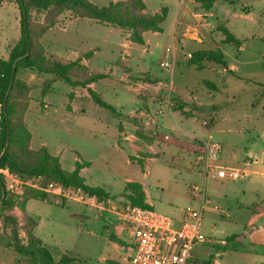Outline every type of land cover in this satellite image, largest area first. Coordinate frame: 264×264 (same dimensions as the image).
<instances>
[{
    "label": "rangeland",
    "instance_id": "rangeland-1",
    "mask_svg": "<svg viewBox=\"0 0 264 264\" xmlns=\"http://www.w3.org/2000/svg\"><path fill=\"white\" fill-rule=\"evenodd\" d=\"M89 1L99 7L112 2ZM242 1L244 4L235 6L218 2L212 9L213 16L198 9L197 13L201 16L194 17L190 13L197 6L194 0H146L149 13L153 14L155 10L164 7L168 12L162 25L163 31L145 33L144 45L133 42L126 30L88 19L74 20L70 13L63 15L58 25L49 29L41 39L46 52L58 61L74 59L76 55L83 57L91 52L92 56L87 62L93 72L109 73L113 69V75L96 83L94 90L102 100L116 108L118 115L98 106L91 97L76 100L74 112L67 110L73 88L57 80L52 84L53 92L48 95L46 107L40 104L39 91L31 92L32 101L25 116L32 134L31 148L38 150L46 147L51 154L60 158L66 171L74 170L79 159L90 163L81 176L87 179L90 186L103 188L116 203L124 207L127 205L126 199H123L126 181L141 182L156 212L179 216V208H185L189 202L181 197L182 193L178 189L182 186L180 190L185 192L186 185L179 181L180 175L170 166L168 154L172 152L167 150L166 156L161 152L160 161L146 167L143 158H135L127 141L121 142L122 149L116 147L120 120L129 122L130 126L127 127L131 129V112L145 105L144 100L134 96L130 87L133 84L131 80L156 76L163 81L167 80L169 84L172 81L174 87L189 88L194 93L197 91L206 96L208 89L202 79L213 82L221 80L210 70L190 66L188 62L192 57L187 60L186 55L214 51L217 46L227 54V61L237 55L236 46L220 43L224 35L213 26H226L241 41L251 42L264 50V0ZM13 5L8 6L6 3L0 8V38L4 39L0 45L2 57L8 56L21 34L20 10ZM243 5L250 7L249 17L243 16ZM187 26L195 29L187 31ZM195 32L200 33L203 42L190 38ZM253 34L259 38H252ZM174 50L177 64L172 73L162 63L172 60ZM259 58L260 64L253 66V70L264 65V57L259 55ZM125 69L131 80L123 77ZM39 77L28 72L24 74L27 83H38L41 81ZM262 80L264 73L256 79L258 82ZM240 85L243 88L246 86L245 83ZM248 85L245 90L250 91L254 84L249 82ZM78 91H82V88H78ZM148 105L152 106L153 102L149 101ZM81 108L85 113L81 112ZM162 121L164 118L160 117ZM130 159L133 163L129 162ZM7 171L9 174L3 175L10 193L15 194L11 188V185L16 184L15 178L23 181L19 185L23 189L26 186L40 188L38 181L24 180ZM190 179L187 182L203 186L202 178ZM206 196V208L201 222V231L206 240L195 248L197 260L201 262L212 259L221 264H264V177L249 174L237 179H210L206 183ZM71 205L88 217L86 223L71 218L68 207H45L41 201L28 203L29 213L41 215L48 208L49 215L57 221H47L37 231L38 236L35 234L51 253L57 256L61 250L67 252L73 259L70 264H111L104 259L120 260L119 252L110 244V233L106 228L110 216L74 202ZM9 241L10 237L0 233V258L6 253L2 247Z\"/></svg>",
    "mask_w": 264,
    "mask_h": 264
},
{
    "label": "trees",
    "instance_id": "trees-1",
    "mask_svg": "<svg viewBox=\"0 0 264 264\" xmlns=\"http://www.w3.org/2000/svg\"><path fill=\"white\" fill-rule=\"evenodd\" d=\"M205 11L213 9L216 3L223 2L234 6L241 0H194ZM14 4L20 10L21 34L10 49L7 57L0 56V222L5 231L12 236V247L18 256L14 264H67L71 259L66 255L55 260L43 242L34 234L36 221L23 212L22 220L15 215V208L24 206L27 201H43L49 197L44 190L50 183H60L65 187H79L90 195L100 198L109 197L107 191L92 187L86 183L80 172L88 162L76 161L72 171L63 169L60 158L54 156L46 147L38 150L31 148L32 134L25 122L32 101L31 92L39 91V97L45 98L53 92V82L59 80L71 88L88 87L106 78L105 74L95 73L78 58L64 63L47 57L41 39L45 33L55 28L66 13L79 19L92 20L98 24L120 28L129 32L130 39L144 45L145 33L162 32L167 18V8L151 14L143 0H119L107 6L99 7L89 0H0L4 4ZM224 35L222 43L240 46L238 39L226 26L218 27ZM92 53L83 57L89 58ZM215 61L225 65L221 49L199 51L192 54L190 66L204 68L205 61ZM49 76L38 83H27L25 73ZM93 101L112 113L116 108L101 99L98 93L88 88ZM71 98L73 94L70 95ZM179 108L182 109V106ZM137 143L151 144L153 139L136 130ZM9 170L21 179H34L40 188L26 186L21 196L10 193L5 184L3 173ZM126 204L151 208L141 183L127 182L124 186ZM126 205V206H127ZM24 210V208H23ZM24 232L27 243L20 234ZM120 244H128L124 239L110 236ZM215 260L201 261V264H213ZM1 264V263H0Z\"/></svg>",
    "mask_w": 264,
    "mask_h": 264
},
{
    "label": "crops",
    "instance_id": "crops-1",
    "mask_svg": "<svg viewBox=\"0 0 264 264\" xmlns=\"http://www.w3.org/2000/svg\"><path fill=\"white\" fill-rule=\"evenodd\" d=\"M116 1L119 0H112V2ZM143 1L146 4V0ZM242 4H244L243 1ZM7 5L12 6V4ZM161 9L162 8L155 10L154 13L160 12ZM198 9H200L198 6H195L194 9H191V15L194 17L201 16V14L197 13ZM242 10L245 11L243 15L244 17L250 16L251 12L248 5H243ZM185 11L186 10L183 11L182 16L185 14ZM207 12L208 16L214 15L212 9ZM71 18H74V20H79V18L74 16ZM71 18H68V20H71ZM220 26L223 25L218 24L217 26L213 27L218 28ZM117 29L121 30L120 28ZM191 29L195 28L187 26V31ZM187 35L188 32L185 33V36ZM251 37L259 38V36H256L255 34H253ZM190 38H195L198 41L203 42V38L201 37L200 33L195 32L190 36ZM0 39L1 45L4 43V39ZM243 41L240 46H236L237 55L234 56L231 61H227V54L219 46H217V49H221L224 54V61L226 63L225 65L215 61L206 60L204 68L200 69L194 66L200 70H210L221 80L220 82H213L202 79V83L208 89L206 96L198 94L197 91L194 93V91L189 90V88L183 89L173 86L174 90L170 97L172 106L167 109L165 107V103L167 102L169 96L170 87V84L167 83V80L163 81L156 76L135 78L134 80H131L128 70L125 69L123 71V77L133 81V84L130 85V87L134 92V96L140 100H144L145 105L143 108H137L134 112H131L133 125L131 129H128L130 126L129 122L120 120L117 129L119 133V140L116 144V147L122 149L121 142L127 141L133 153L135 154V158H143L146 167L150 166V164L160 161L159 157L161 152L163 155H165L167 150H170L172 152L170 155L168 154L170 166L174 168V170H176V172L180 175L178 178L179 181L186 185L185 192L180 190L182 186H179L178 189L180 193H182L181 197H185L189 203L192 201L190 186L192 184H196L187 182L188 180H191L190 178H202L205 187L208 180L214 179L209 176L205 180L203 175L196 168V156L203 140L215 139L214 141L220 145V162L225 166L241 169L242 173H244L241 176L255 174L257 176L264 177V89H262L264 86V80H262V82L256 81L260 75H263L264 71H262V69L264 68V65L262 64L263 67L260 66L256 70L252 69L253 66L260 64L261 59L259 58V55L264 57V50L251 42ZM220 43H222V40ZM46 55L50 58L53 57L49 56L47 52ZM78 58L82 59L83 64L89 66L87 62L88 58L79 57L78 55H76L74 59L61 62L68 63ZM100 74H105V79H108L111 75H113V69H111L109 73L105 72ZM40 78L42 80L44 77L40 76L39 79ZM249 82L254 84V87H251L250 91L245 90V88L249 86ZM241 83H245L246 86L243 88V86L240 85ZM95 86L96 84H91L86 88H73L70 93V95L73 94V97L71 98L69 95V103L66 107L67 110L74 112L76 110L75 101L89 99L91 96L89 94L88 88L94 90ZM78 88H82V91H78ZM247 94L248 96H251V99L247 100ZM48 95L41 99L42 103L40 104H42L44 107L48 106ZM149 101L153 102L152 106L148 105ZM180 106H182V109L179 108ZM80 110L82 113H85L82 108ZM112 114L115 116L118 115L117 110ZM160 117H163L164 121L160 122ZM136 130H141L145 135L151 137L153 139V143L139 145L135 135ZM128 131L130 132L128 133ZM78 161H80V159ZM129 162L133 163V160L130 159ZM89 165L82 168L80 174L87 167H89ZM85 180L86 183L90 185L86 178ZM133 181L138 182L135 180H129L126 181V183ZM142 186L146 193L147 203L151 206V209H153V205L148 197L146 187L143 184ZM23 193L24 189H19L16 195L21 196ZM106 198L111 197L109 196ZM123 199H126L124 195ZM31 201L25 202L23 207H16L14 212L20 220H22L23 212L27 216L33 218L37 224L34 229V234L37 235V231L42 226H44L47 221L54 223L57 221L53 216L49 215L50 212L48 208H46L47 210H45L44 213L42 212L41 215L29 213L27 211V206ZM41 202L45 207L54 205L56 206L55 208L68 207V210H70V217L79 220L81 223H86L88 217L85 214H82L78 208L73 207L71 205L72 202L86 206L87 208L95 209L99 214H107L111 218L109 223L106 224V228L110 233V236L114 235L116 237H120L127 243L130 241L129 231L125 226L120 212H101L90 203H81L66 197H58L56 194H49V197ZM118 206H120V211H122L124 206L120 204H118ZM0 233L10 237V241L7 243L9 247L7 245L2 247L6 253L0 258V263L14 264L18 259V256L11 245L12 236L9 231H5L2 228L1 222ZM20 237L22 242L26 244V234L22 232ZM110 244L115 251L119 252V259L121 261L110 258L104 260L109 261L111 264H124L123 260L127 255L126 247L128 244H120L111 239ZM43 246L46 247L44 243ZM49 252L51 253L50 250ZM51 255L55 260H59L64 255L69 257L71 261L73 260L69 254L63 250H61L57 256H54L52 253Z\"/></svg>",
    "mask_w": 264,
    "mask_h": 264
},
{
    "label": "built area",
    "instance_id": "built-area-1",
    "mask_svg": "<svg viewBox=\"0 0 264 264\" xmlns=\"http://www.w3.org/2000/svg\"><path fill=\"white\" fill-rule=\"evenodd\" d=\"M188 53L186 59L191 58ZM177 64V57L162 65L172 73ZM174 88L172 81L165 107L170 108L171 93ZM220 145L212 140H203L196 156V168L206 180L209 176L214 179H237L244 173L236 167L223 165L219 160ZM9 174L6 170L4 174ZM16 184L11 185L16 194L23 183L15 178ZM20 183V184H17ZM44 190L58 197L90 203L101 212H120L125 226L130 234L126 247L127 255L124 264H201L197 260L195 248L200 246L206 237L201 231V222L206 208V187L192 184L190 186L191 203L179 209V216L156 212L151 208L127 205L120 211V206L111 198H100L90 195L79 187H65L60 183H50ZM213 264H221L215 261Z\"/></svg>",
    "mask_w": 264,
    "mask_h": 264
}]
</instances>
